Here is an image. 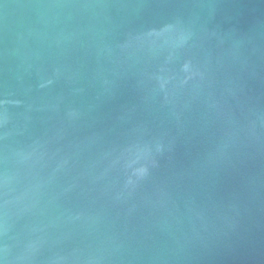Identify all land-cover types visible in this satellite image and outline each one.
Here are the masks:
<instances>
[{
    "label": "water",
    "instance_id": "95a60500",
    "mask_svg": "<svg viewBox=\"0 0 264 264\" xmlns=\"http://www.w3.org/2000/svg\"><path fill=\"white\" fill-rule=\"evenodd\" d=\"M0 264H264V0H0Z\"/></svg>",
    "mask_w": 264,
    "mask_h": 264
}]
</instances>
